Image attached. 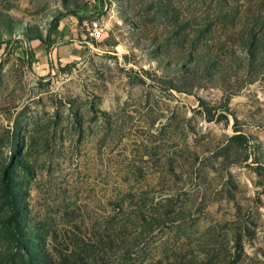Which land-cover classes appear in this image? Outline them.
Listing matches in <instances>:
<instances>
[{
  "label": "rangeland",
  "instance_id": "rangeland-1",
  "mask_svg": "<svg viewBox=\"0 0 264 264\" xmlns=\"http://www.w3.org/2000/svg\"><path fill=\"white\" fill-rule=\"evenodd\" d=\"M0 264H264V0H0Z\"/></svg>",
  "mask_w": 264,
  "mask_h": 264
},
{
  "label": "trees",
  "instance_id": "trees-1",
  "mask_svg": "<svg viewBox=\"0 0 264 264\" xmlns=\"http://www.w3.org/2000/svg\"><path fill=\"white\" fill-rule=\"evenodd\" d=\"M61 20H62L61 17H58V18L54 19V21H53L52 30L49 31L48 36H47V39L44 41V44H45V47H46V50H47V51L49 50V48H50V46H51V42H52L51 37H52L53 27H54L56 24H58ZM260 32H263V31H259V30L256 28L255 30H253L252 33H250V35H251L252 37H253V36L256 37V35H258ZM254 45L257 46V43H254L253 45H250V46H253L252 48H250V50H251V52H252V53H250V54H254V52H255L256 49H257V50H256V53L258 54V48H259V47H258V46L255 47ZM252 57H253V56L250 55L249 66H251L252 63L254 62V60H253ZM63 70H66V69H63ZM224 118H226V117L224 116Z\"/></svg>",
  "mask_w": 264,
  "mask_h": 264
},
{
  "label": "built area",
  "instance_id": "built-area-1",
  "mask_svg": "<svg viewBox=\"0 0 264 264\" xmlns=\"http://www.w3.org/2000/svg\"><path fill=\"white\" fill-rule=\"evenodd\" d=\"M90 36L93 41L100 42L104 37V30L96 26Z\"/></svg>",
  "mask_w": 264,
  "mask_h": 264
},
{
  "label": "crops",
  "instance_id": "crops-1",
  "mask_svg": "<svg viewBox=\"0 0 264 264\" xmlns=\"http://www.w3.org/2000/svg\"><path fill=\"white\" fill-rule=\"evenodd\" d=\"M65 19H67V18H63V19L57 24V25L60 26V28H61L62 24L65 23V22H64ZM55 27H56V26H55ZM64 27H65V26H64ZM60 28H59V30H60ZM59 32L61 33V31H59ZM62 32H63V31H62ZM77 34H78V33H77V32L75 33V31H74V29H73V30H71L70 32H67V33H66V36L70 35V37L75 38V36H76ZM28 52H29V50H28ZM69 56H72V54L69 55Z\"/></svg>",
  "mask_w": 264,
  "mask_h": 264
}]
</instances>
